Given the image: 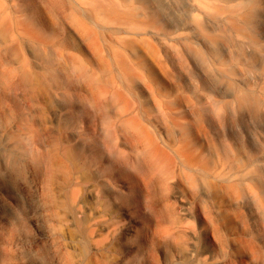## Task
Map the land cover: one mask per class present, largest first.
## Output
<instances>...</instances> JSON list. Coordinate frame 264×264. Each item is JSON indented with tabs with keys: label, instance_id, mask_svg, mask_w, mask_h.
I'll list each match as a JSON object with an SVG mask.
<instances>
[{
	"label": "bare ground",
	"instance_id": "1",
	"mask_svg": "<svg viewBox=\"0 0 264 264\" xmlns=\"http://www.w3.org/2000/svg\"><path fill=\"white\" fill-rule=\"evenodd\" d=\"M258 108L264 0H0V264H264Z\"/></svg>",
	"mask_w": 264,
	"mask_h": 264
},
{
	"label": "rangeland",
	"instance_id": "2",
	"mask_svg": "<svg viewBox=\"0 0 264 264\" xmlns=\"http://www.w3.org/2000/svg\"><path fill=\"white\" fill-rule=\"evenodd\" d=\"M245 113V126L250 129L263 128L264 129V113L259 108L254 112L244 111ZM25 215L32 220L31 227H45L40 211L35 202H31L29 208L26 210ZM262 221V220H261ZM261 221H257V227H262ZM25 227V226H24ZM24 253L22 251L20 254Z\"/></svg>",
	"mask_w": 264,
	"mask_h": 264
}]
</instances>
